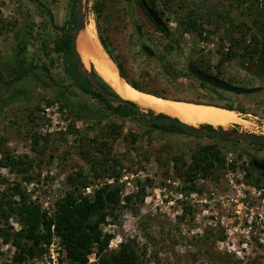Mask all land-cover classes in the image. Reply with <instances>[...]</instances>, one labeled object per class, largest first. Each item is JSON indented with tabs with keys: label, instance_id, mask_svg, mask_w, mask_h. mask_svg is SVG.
Here are the masks:
<instances>
[{
	"label": "rangeland",
	"instance_id": "rangeland-1",
	"mask_svg": "<svg viewBox=\"0 0 264 264\" xmlns=\"http://www.w3.org/2000/svg\"><path fill=\"white\" fill-rule=\"evenodd\" d=\"M93 1H81L84 23L93 26L97 42L98 31L105 38L128 79L136 81L146 92L155 91L168 99L199 101L191 99L193 84L197 82L183 76L185 70L179 59L161 53L164 50L161 49L163 36L153 29L135 0L128 3L124 0H103L105 6L97 15L92 9ZM185 1L187 7H199L200 15H209L208 19H200L203 37L196 33L182 34L184 40L200 37L202 42L196 44V48L200 47L202 51L199 55H203L208 63L221 61L209 71H219L221 77L234 83L262 87L260 92L252 95L236 96L234 106H245L246 110L239 112L245 126L234 125V128L242 132L264 133V81L238 68L237 54L241 50L235 45L231 44L234 47L229 49L236 54L235 62L223 58V48L226 43L230 44L224 34V30L228 29L226 19L218 29L213 27L216 12L235 16L237 9L230 6L228 0ZM156 4L162 9L160 0H156ZM75 7L76 0H0V71L3 81L12 76L18 61L20 69L36 62L37 57L41 59L42 46L45 48L44 60L50 57L55 63L51 67V77L61 73V60L59 57L54 59L50 44L59 35L55 27L70 24ZM168 8L174 9V3ZM176 11L175 16L181 13ZM169 13L163 10L162 18L173 29L176 22ZM134 25L139 26L151 45L144 43L153 44L154 51L163 57L152 58L141 52L139 45L142 41L137 38ZM163 62L175 70L172 77L160 71L159 66ZM35 79L26 72L9 84V90L0 86V98L8 100L0 106V158L8 152L14 158L32 160L29 180L22 179L20 174L2 165L0 179H5L8 184L20 182L31 200L40 208L48 209L69 189L68 174L76 175L77 171H81L88 183L80 191L88 195L96 185L114 183L113 177H108L109 170L104 173L103 165L95 164V161L108 158L109 162L114 160L121 165L115 182L121 184V202L101 226L103 232L111 234L108 248L116 247L121 240H128L141 264H264V178H260V185L256 187L247 182L249 179L245 176L249 160L264 159V147L242 141L191 136L168 125L165 127L174 131L149 129L135 121L133 116L108 115L102 103L77 89L72 88L65 94L49 87L46 79L42 89ZM78 79L82 81L81 77ZM58 97L60 99H55ZM59 100H67L76 106L85 105L92 113L103 114L104 117L100 121L76 118L65 107H59ZM48 101L52 103L47 104ZM110 104L116 105L114 102ZM33 134L40 137L41 154L36 155L30 148V136ZM42 136H45V141ZM78 138H81L79 142L76 141ZM92 138L94 142L89 143ZM100 141L106 145L98 151L96 143ZM88 143L91 147L87 146ZM208 144L223 155L224 167L215 172V179L195 180L196 185L202 184L201 192H181L182 180L175 173L180 162L175 158L180 156L186 165L192 152ZM81 153L89 156L90 161L84 159ZM227 163H232L233 168ZM145 178L150 183L144 186L142 201L134 199L127 203L123 197L134 193L136 181L140 184ZM2 186L0 183V189ZM0 226H9L12 231L19 227L13 218L8 219L7 225L0 220ZM200 246L216 252L215 260L218 261H208L207 254L200 253ZM13 250L9 242L5 243L0 238V264L8 260ZM57 250V238L54 237L47 251L33 263L58 264L57 256L61 254ZM91 260L93 255H89Z\"/></svg>",
	"mask_w": 264,
	"mask_h": 264
},
{
	"label": "trees",
	"instance_id": "trees-1",
	"mask_svg": "<svg viewBox=\"0 0 264 264\" xmlns=\"http://www.w3.org/2000/svg\"><path fill=\"white\" fill-rule=\"evenodd\" d=\"M124 1L126 3L129 2V0ZM145 1L148 6L153 7L157 11L160 17L163 16V10L170 11L169 16L176 22L172 31L174 36H180L184 32L196 33L198 36H202L204 30L200 19H208L209 15H200L199 7L194 8L193 6L195 5L187 7L188 5L185 0H160L162 6L165 8L163 9L162 7V9H160L157 7L156 0ZM135 2L147 19L150 20L140 5L139 0H135ZM173 3L175 8L169 9L168 7L172 6ZM228 3L230 6H234L235 9H237V15L226 16V14L223 15L216 12L214 15L216 22L213 23V27L218 29L224 24V20L226 19L225 24H227L228 29L224 30V34L230 44L235 45L238 50H241V52L237 54L239 57L237 60L238 68L244 70L253 78L264 81V0H228ZM104 6L103 0H94L92 9L95 15L99 14ZM176 10H179L181 13L175 16L174 13L177 12ZM155 27L161 32L164 31L159 26L155 25ZM135 32L137 35V31ZM207 33H209V30H207ZM233 35H235V37H233ZM98 41L110 60L115 64L116 70L120 76L135 89L146 92L136 81L128 79L123 71L122 64L116 59V56L111 53L105 38L99 31ZM56 43L57 41H55V44ZM57 44L56 49L58 52L65 50V54L67 53L66 55L70 54L67 34L63 33L60 42ZM19 49H23L22 45L19 46ZM156 55L157 54H155V57H157ZM159 67L164 75L173 76L171 72L175 70L169 68L166 62H163ZM26 69L27 68H20L14 70L11 77L20 75L23 70ZM90 71L101 88L114 99L113 102L116 103V105L111 106V104L107 102L87 80L86 85L80 86L81 91L90 95L92 99L102 103L108 115L113 114L119 117H131L130 113L133 114L134 112L128 110L127 107L123 105V101L133 108H138V106L129 100H122L95 72L92 66H90ZM188 75L189 73L185 69L183 76L185 77ZM146 93H151L159 98L168 99V97L162 96L155 91H147ZM55 99L60 98L58 97ZM169 99L174 100L177 98ZM201 101L211 102L209 104L214 103V105L234 109L238 112H244L246 110L245 106H234L227 102L215 101L214 99L203 98ZM201 101L194 102L206 103ZM50 103L52 102H47V104ZM58 105L59 107H65L76 118H83L77 109L70 108L65 100H59ZM79 107L84 110L87 109L85 105H80ZM147 112L152 113L149 109ZM161 116H163L162 113L155 114V117ZM102 117H104V115L98 113L95 114L94 119L100 121ZM134 120L137 121L136 119ZM137 122L140 123L139 121ZM166 125L173 127L180 133H185L181 128L172 124H143L146 128L158 129L162 132L174 131L166 128ZM202 128L208 130L212 129L210 125H204ZM42 139L45 141V136H42ZM80 139L78 138L76 141L79 142ZM39 141L40 137L37 134L30 136V148L36 152V155L42 153ZM91 141L94 142L93 138L88 142L90 143ZM89 143L87 146H89ZM105 145L106 143L103 141L96 143L97 150L101 151L100 149L105 147ZM254 145L264 147L262 144ZM42 147H44V145ZM85 150L87 149L85 148ZM81 154L84 159L90 161L89 156L85 157L84 153ZM175 159L180 162V166L176 167L175 173L182 180V185L179 190L184 193L190 191L201 192L203 189L202 184L196 185L195 180L215 179V172H218V170L225 165L223 155L211 144L199 146L190 154V162L186 165L180 156ZM108 162V158H105L104 160L100 159L99 162L95 161V164L103 165L102 169L104 173L109 170L108 177H113L116 182L120 175L121 165L114 160ZM248 163L249 170H246L245 176L249 180L246 181L259 187L260 178L262 179L264 176L256 172L251 165V160H249ZM0 165L7 166L11 172L20 174V177L24 180H29L31 178V159L23 160L20 157L14 158L6 152L1 155ZM116 165L118 167L117 169H115ZM227 166L233 168L232 163H227ZM92 170H94V168H92ZM252 173L253 176H251ZM75 174L76 175H67L66 180L69 189L66 190L61 197L56 199L48 209L40 208L39 204L31 200L21 187L20 182L12 181L8 184L5 179H0V183L3 185L0 189V220L7 225L8 219L13 218L19 225L18 229L15 231H12L9 226H0L1 240L5 243L9 242L14 247L12 254L4 264H34L33 260L39 259L45 251H47L54 237L57 238L58 243L57 253L61 254L57 256L58 264H141L136 250L128 240H121L116 247L108 248L111 234L103 232L101 228L107 216L113 215V211L117 209L121 202V184L103 182L102 184L94 186L91 189V194H83L80 189L88 182L85 176L81 175V171H77ZM147 183H150L147 178L140 184L136 181L135 192L126 194L123 199L127 203H131L134 199L137 202L142 201L144 186ZM262 195H264V192ZM221 237L222 236H220V238ZM200 253H206V259L210 262L218 261L215 260L216 252L211 251L209 248L200 246ZM89 255H93V260L89 261Z\"/></svg>",
	"mask_w": 264,
	"mask_h": 264
},
{
	"label": "flooded vegetation",
	"instance_id": "flooded-vegetation-1",
	"mask_svg": "<svg viewBox=\"0 0 264 264\" xmlns=\"http://www.w3.org/2000/svg\"><path fill=\"white\" fill-rule=\"evenodd\" d=\"M160 18L162 19L164 27L159 26V25H156V26L161 27L162 30H164L163 32H161L160 30H158L155 27V24L151 21L150 18H149L150 19L149 22L152 23L153 29L158 30L159 33L162 34V36H163L164 44L161 46L162 47L161 49H164V50L161 53H164V55L167 54V55H170L172 57L179 59L180 63H182L181 66H183V69L184 70L186 69L187 72H188V64L191 63L198 71H200V72L204 71V72H202L203 74L214 76L218 79H221V80H223L227 83L233 84V85L245 86L244 83H241V82L234 83L233 81H231L227 78L221 77L219 71H217V72L216 71L215 72L209 71L210 68H216L218 65L221 64L220 58L218 59V61H220V63H218L217 61L214 64L208 63V60L203 58V55L202 56L199 55V54H201V51H202V50H200V47L196 48V44H198L199 42H202V41H200V37L196 38L195 40H184L182 35L174 36L172 34L173 29L166 24V22L164 21V19L162 17H160ZM75 20H76V7H75V13L72 15V20L70 21V24L68 26L66 25L65 27H63L60 25L58 27H55L52 25L53 27H55V29L57 28L56 30L59 33V35L56 36V38H54L55 41H57V43L60 42V39L62 38L63 33L67 34L68 39H69V47H70V54L69 55H66L67 53L65 54V50L58 52L56 49V47H57L56 45H58L57 43L55 44V42H54V43L50 44V46L52 47L53 54L55 55L54 59H55V57H57V58L59 57V59L61 60L60 67H59L61 69V73H59V75H53L52 74L53 78L51 77V75H50L52 73L51 67L53 65H55V63L53 62V60L50 59V57H49V59L44 60L43 55H44L45 48L42 46V49H44L42 54H41L42 58L39 59V57H37L36 62L30 63L27 66V69L23 70V72L20 75L15 76V77L10 76V78L7 81H3L4 76L1 75V71H0V86H1V88H3L4 90H9V87H8V86H10L9 84L14 80L19 79L20 77L25 75L27 72V74L30 73L33 76V78L36 77L35 81H36V84L38 85L39 88L43 89V87L45 85V79H46L48 86L51 88H55V89L59 90V92H64L65 94H67L73 88V89L79 90V92H81L87 96L88 94L81 91L80 86L86 85V80L88 81V78L79 72L75 56H74L72 49H71V46H70L71 31L74 28ZM50 24H52V23H50ZM53 27H52V29H53ZM136 27H137V25H134L135 31H137ZM137 38L140 41H142L139 45L140 50H141V45L145 44L144 42L149 43V41L145 39V36L140 31V29H139V33L137 32ZM149 44L151 45V43H149ZM145 45H147V44H145ZM150 45H147V46L150 49H152V51L154 52V55L148 56V57L153 58V57H155V54H157L156 58L163 57V56H159V54H158L159 52L154 51V45L153 44H152V46H150ZM233 47L234 46H231V44L228 45L226 43V46L223 48L224 49L223 58L227 59L228 62L229 61L235 62V60H236L235 59L236 54H235L234 50H229ZM183 50H185V51H183ZM182 51L184 54L182 53ZM141 52H143V51L141 50ZM19 62L20 61H18L16 63V67L14 70L19 69V67H20L19 65L21 64ZM83 65L84 64H82V66ZM84 67H85V65H84ZM85 68L90 70V65L88 67H85ZM12 69L13 68L11 67L9 70L11 71ZM14 70H12V72ZM171 73H172V75L175 74V72H171ZM78 77H81L83 82L82 81L79 82ZM186 77L197 82L196 85L194 83L193 87H192L194 90V94L192 95V98H191L192 100H199L200 101V100H203V98L204 99L209 98V99H214L215 101H219V102H223V103L227 102V103L234 105V103L236 101V96L237 95H243L240 93H232V92H227V91L215 88L208 83L200 81L199 79L195 78L190 73ZM81 84H83V85H81ZM246 87H248V86H246ZM258 92H260V91H258ZM252 94H245V96H249ZM7 101L4 98H0V106L3 103H6ZM65 101L68 103V106L70 108L77 109V107H79L76 105H72L67 100H65ZM189 101H191V100H189ZM203 102H206V101H203ZM206 103H208V102H206ZM209 103H211V102H209ZM127 109L130 111L132 110L134 112L133 114L130 113V116H133L134 119H136L135 116H136L137 109L140 112V117L142 119H148L150 117V115L153 114V113H148L146 109H141V108H133V107L128 108L127 107ZM84 111L87 113L93 114L94 118H95V114L92 113L90 110L85 109ZM94 118H91V119H94ZM85 119H89V118H85ZM204 125H209V124H199L198 126L200 128H202V126H204ZM215 127H218V126H215ZM229 128L237 130L234 128V125L230 126ZM191 136H193V135H191ZM198 137H200V136H198ZM226 140H228V139H226ZM235 142H239V141H235ZM258 160H263V159H258ZM256 172H258L260 174V171L256 170ZM256 175H258V174H256ZM261 176H264V175H261Z\"/></svg>",
	"mask_w": 264,
	"mask_h": 264
},
{
	"label": "bare ground",
	"instance_id": "bare-ground-1",
	"mask_svg": "<svg viewBox=\"0 0 264 264\" xmlns=\"http://www.w3.org/2000/svg\"><path fill=\"white\" fill-rule=\"evenodd\" d=\"M74 45L85 67L92 65L95 72L119 97L135 103L140 108L166 114L194 126L209 124L229 128L233 125H244L241 114L220 105L163 99L135 89L117 72L115 64L93 36L92 25L84 23L76 34Z\"/></svg>",
	"mask_w": 264,
	"mask_h": 264
},
{
	"label": "water",
	"instance_id": "water-1",
	"mask_svg": "<svg viewBox=\"0 0 264 264\" xmlns=\"http://www.w3.org/2000/svg\"><path fill=\"white\" fill-rule=\"evenodd\" d=\"M81 1L82 0H76V20H75V25L73 30L71 31V39H70V46L72 49V52L75 56L78 70L82 75H85L88 78V81L90 84L93 86V88L109 103L113 102L114 99L109 96V94L101 88L99 83L96 81L94 75L90 70L82 66L81 59L75 49L74 41L76 34L78 31L83 27L84 25V17H83V12H82V6H81ZM140 5L142 6L145 14L151 19V21L155 25H159L164 27L162 19L159 17L157 11L153 8L147 5L145 0H139ZM137 32L139 33V27H136ZM141 50L147 55V56H153L154 52L152 49H150L147 45L142 44L141 45ZM82 63V64H81ZM188 72L193 75L195 78L199 79L202 82L208 83L212 85L215 88L227 91V92H232V93H240V94H252L260 91L262 89L261 86H251V87H246V86H238V85H233L230 83H227L221 79H218L214 76L203 74L202 72L198 71L191 63L188 64ZM151 94V93H150ZM121 98V97H120ZM122 100H125L121 98ZM124 105H126L128 108H131V106L123 101ZM228 110H233L236 113L240 114L238 111L234 109H228ZM77 111L79 114L84 117V118H94L93 114L85 112L81 107H77ZM155 114L153 113L150 115L148 119H142L140 117V112L136 111V120L141 122L144 125H150V124H172L175 125L179 128H181L185 133L193 136H207L211 138H220V139H228L232 141H242V142H247V143H253V144H262L264 145V133L258 134V133H249V132H242L238 130H234L231 128H223V127H215L212 126V129H204L200 128L198 125H190L187 123H184L180 121L179 119L163 114L161 117H155ZM251 165L255 170L260 171L261 175H264V161L263 160H258L255 158L251 159Z\"/></svg>",
	"mask_w": 264,
	"mask_h": 264
}]
</instances>
